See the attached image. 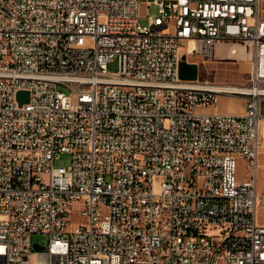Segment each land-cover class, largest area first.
<instances>
[{
	"label": "built area",
	"instance_id": "1",
	"mask_svg": "<svg viewBox=\"0 0 264 264\" xmlns=\"http://www.w3.org/2000/svg\"><path fill=\"white\" fill-rule=\"evenodd\" d=\"M219 41L246 83L179 78ZM262 99L259 0H0V264H264Z\"/></svg>",
	"mask_w": 264,
	"mask_h": 264
},
{
	"label": "rangeland",
	"instance_id": "2",
	"mask_svg": "<svg viewBox=\"0 0 264 264\" xmlns=\"http://www.w3.org/2000/svg\"><path fill=\"white\" fill-rule=\"evenodd\" d=\"M141 16H139L138 21L141 25H146L148 23V16H156L157 15V7L154 5L149 6L148 8L142 7L140 10ZM181 58L190 64H194L197 68V77L201 79H207L211 81L217 82H227L234 84H244L247 82L249 72L247 70V65L245 62H232V60H205L199 55H189L185 51L182 50ZM108 69L110 71H114L117 69V63L111 62L108 65ZM58 90L69 93L70 90L64 85H58ZM240 95H233L223 93L220 96L218 103V111L220 113H227L228 111H236L241 108L244 104L243 98ZM260 109L264 112V99H262ZM71 162V155L69 153H61L58 158L54 161V166L59 167H67ZM238 172L240 177H246L249 175L248 169L243 161L239 162ZM247 173V174H246ZM257 189L261 197V201H259L257 206V220L260 224L264 225V145L259 150L258 156V171H257ZM73 221L78 222L79 216L74 215ZM32 241L38 242L41 244H45L47 241V237L41 233H34L32 235Z\"/></svg>",
	"mask_w": 264,
	"mask_h": 264
},
{
	"label": "crops",
	"instance_id": "3",
	"mask_svg": "<svg viewBox=\"0 0 264 264\" xmlns=\"http://www.w3.org/2000/svg\"><path fill=\"white\" fill-rule=\"evenodd\" d=\"M259 9H260V12L264 15V0H259ZM230 49H231V44L229 42L219 41L217 43L216 47H215V56H214V59H217V60H226L227 59V60H232V62H235V63L245 62L246 65H247V70L250 71V62H249V60L247 58L244 59V60H240V58H241V52H242L241 49L239 47H237L236 48V53L234 55L233 54H230ZM242 100L244 102V98ZM261 102H260V105H261ZM260 112L262 114H264V112H262L261 109H260ZM243 113H244V104L241 106L240 109H238L236 111H228L226 114L241 115ZM238 177L240 179L246 178V177H240L239 172H238ZM256 188H257V186H256ZM257 193L259 194L258 189H257ZM262 195L264 196L263 193H262Z\"/></svg>",
	"mask_w": 264,
	"mask_h": 264
},
{
	"label": "water",
	"instance_id": "4",
	"mask_svg": "<svg viewBox=\"0 0 264 264\" xmlns=\"http://www.w3.org/2000/svg\"><path fill=\"white\" fill-rule=\"evenodd\" d=\"M179 78L183 80H195L197 79V68L194 64L185 62L182 58L179 62ZM17 99L19 103L27 102L29 99L28 91L20 90L17 93ZM35 248H43L38 245H34Z\"/></svg>",
	"mask_w": 264,
	"mask_h": 264
},
{
	"label": "bare ground",
	"instance_id": "5",
	"mask_svg": "<svg viewBox=\"0 0 264 264\" xmlns=\"http://www.w3.org/2000/svg\"><path fill=\"white\" fill-rule=\"evenodd\" d=\"M258 198L261 200L260 194L258 195Z\"/></svg>",
	"mask_w": 264,
	"mask_h": 264
}]
</instances>
